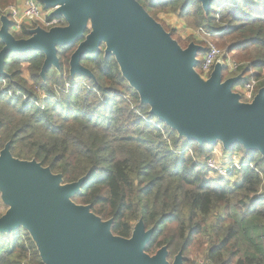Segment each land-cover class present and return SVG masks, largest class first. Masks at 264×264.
Wrapping results in <instances>:
<instances>
[{
    "label": "trees",
    "instance_id": "obj_1",
    "mask_svg": "<svg viewBox=\"0 0 264 264\" xmlns=\"http://www.w3.org/2000/svg\"><path fill=\"white\" fill-rule=\"evenodd\" d=\"M137 1L183 49L192 40L176 35L160 15H178L189 27L214 35L216 46L241 65L236 73L225 69L233 77L243 76L237 87L262 79L264 0L224 2L214 13L215 1L209 13L197 0ZM15 2L0 0V10ZM35 27L24 26L18 39H29ZM78 44L58 49L60 70L50 69L45 80L42 53L6 58L10 78L0 77V152L11 144L13 157L36 160L62 175L64 184L87 178L73 201L91 206L103 221L113 219L112 232L122 238H130L143 220L146 230L155 229L147 247L151 255L167 247L169 259L182 252L184 264L199 254L213 264H264V243L259 252L242 246L251 233L264 241L262 156L236 145L228 153L240 154L247 166L234 169L226 179L212 178L202 162L213 158L215 147L188 142L151 116L115 58L105 57L104 47L82 59L94 78L72 77L70 60ZM3 47L0 41V50ZM200 54L196 70L202 75L205 53ZM262 88L264 80L250 93L254 97ZM237 176L240 182L232 184ZM0 264L43 263L21 230L0 234Z\"/></svg>",
    "mask_w": 264,
    "mask_h": 264
},
{
    "label": "water",
    "instance_id": "obj_2",
    "mask_svg": "<svg viewBox=\"0 0 264 264\" xmlns=\"http://www.w3.org/2000/svg\"><path fill=\"white\" fill-rule=\"evenodd\" d=\"M206 13L218 0H197ZM51 17L65 26L49 30L36 27L29 39L10 33V20L1 18L0 77L11 54L42 53L41 77L60 70L58 49L78 47L70 60L72 77L94 78L82 65L86 56H113L123 78L137 92L150 115L165 123L188 142L200 146L221 145L228 152L239 145L264 159V88L251 102L234 92L243 76L224 79L223 66H215L208 79L198 72V55L205 48L191 43L186 49L152 18L137 0H43ZM87 31H89L88 34ZM87 178L64 184L36 160L13 157L11 144L0 152V198L7 210L0 217V234L24 230L43 264H184L180 252L169 262L167 247L147 253L155 229L146 230L143 220L130 238L112 232L114 220L103 221L91 206L79 205Z\"/></svg>",
    "mask_w": 264,
    "mask_h": 264
},
{
    "label": "built area",
    "instance_id": "obj_3",
    "mask_svg": "<svg viewBox=\"0 0 264 264\" xmlns=\"http://www.w3.org/2000/svg\"><path fill=\"white\" fill-rule=\"evenodd\" d=\"M42 1L43 0H16L15 4H13L12 6H9L4 10H0V28L2 25L1 18L3 16L9 18L10 28L13 27L14 31L17 33L22 32L24 26H34V24L36 25V27L45 26L47 28L58 26V20L51 17L52 11L47 10ZM199 31L200 39L207 45L206 52L201 63V76L208 79L215 66L218 64L222 65L224 70L228 69L229 72L236 73L239 70L240 66L233 62L228 54H226L223 50L219 49L216 46V44L211 40L214 35L207 33L202 28ZM3 84L6 85V81H3ZM256 84V80L252 78L244 85V90L246 92H250L256 86ZM232 159L233 162L230 166L231 168L219 165L214 159L203 161L202 166L211 170V175H215L220 179H226L234 169H240L241 167L247 166V164H243L242 159L239 155L233 156ZM4 214V209L0 205V216H3ZM194 264L213 263H211L209 260H201Z\"/></svg>",
    "mask_w": 264,
    "mask_h": 264
},
{
    "label": "rangeland",
    "instance_id": "obj_4",
    "mask_svg": "<svg viewBox=\"0 0 264 264\" xmlns=\"http://www.w3.org/2000/svg\"><path fill=\"white\" fill-rule=\"evenodd\" d=\"M231 1H233V0H220V1H215L213 4H212V12L214 13V12H216L217 11V9L224 3V2H231ZM174 18H176V19H178V20H176V19H174ZM160 20H162V22L166 25V27L168 26L169 27V29H174L175 31H176V35H178V36H180L183 40H192V42L191 43H195L196 45H199V46H207L206 45V43L204 42V41H202L201 39H200V29L201 28H191V27H189L188 26V24H186V22L185 21H182V20H180V18L178 17V15H168V14H163V15H160ZM169 20V21H168ZM181 23V25H182V27L184 28H182V31H181V27H179V28H177L178 26V24H180ZM172 24V25H171ZM57 25L58 26H60V25H63V20H60L59 21V19H58V23H57ZM36 25L34 24V27H35ZM174 26V27H173ZM43 28H45V29H51V28H47V27H45V26H42ZM167 29V28H166ZM168 30V29H167ZM184 30V31H183ZM181 33V35H179L180 33ZM10 33L16 38V39H18V38H20V33H17V32H15L14 31V29H13V27H11L10 28ZM179 33V34H178ZM211 40L214 42L215 41V38L213 37V38H211ZM190 43V44H191ZM215 43V42H214ZM189 44V45H190ZM188 45V46H189ZM1 51V50H0ZM226 54H228V51L225 49V50H223ZM32 53H35V52H32ZM201 54H203V53H201ZM201 54H200V57H201ZM199 59H201V58H199ZM234 62V61H233ZM236 63V62H235ZM238 64V63H237ZM240 67H241V65H239ZM224 71V70H223ZM239 71V70H238ZM224 73H225V76H227V77H229L230 76V78L231 77H233V74H231V73H229L228 71H224L223 72V75H224ZM263 76H262V79H260V80H256L255 78V80H256V82L257 83H259V82H261V81H263L264 80V71H263ZM229 79V78H228ZM233 91L234 92H237V93H239V94H241L242 95V102H251L253 99H254V97L258 94H255L254 95V97L252 96V94L250 93V92H246L245 90H244V87H236V88H234L233 89ZM259 92V91H258ZM222 146L221 145H218L217 147H215V149H214V152H213V154H214V156H213V158H211V159H214L215 161H217V163L219 164V165H221V166H226V167H228V168H231L230 166L232 165V162H233V159H231V156H233V155H230L228 152H225V151H223L222 150ZM226 153V154H225ZM238 155H240V154H238ZM227 158V159H226ZM238 159H239V157H238ZM211 177L212 178H217L215 175H211ZM239 178L240 177H233L232 178V180H231V182H232V184H234V183H238L239 182ZM0 205L3 207V209H4V212H6V210H7V207L6 206H4V204L2 203V200H1V198H0ZM1 217V216H0ZM21 231V230H20ZM24 231V230H23ZM19 232V231H18ZM259 237H261V235L259 234ZM260 240V239H259ZM256 237H254L253 235H252V233L251 234H247V236H246V243H243V250L244 251H246L248 248H250V246H251V250L252 251H255V252H259V247H260V245H262L263 243H264V241L263 240H260L259 241ZM247 244V245H246ZM250 245V246H249ZM177 256V255H176ZM175 256V257H176ZM174 257V258H175ZM174 258L173 259H169V262L170 263H173V261H174ZM189 260H192L193 261V263H191V264H194V263H196V262H198V261H201V260H203V261H207L208 259L203 255V254H199V255H196V256H189Z\"/></svg>",
    "mask_w": 264,
    "mask_h": 264
},
{
    "label": "crops",
    "instance_id": "obj_5",
    "mask_svg": "<svg viewBox=\"0 0 264 264\" xmlns=\"http://www.w3.org/2000/svg\"><path fill=\"white\" fill-rule=\"evenodd\" d=\"M172 17H173V16H172ZM173 18H174V17H173ZM174 19H176V18H174ZM176 20H178V19H176ZM168 21H169V20H168ZM171 25H172V24H171ZM177 26H178L177 28L181 27V31H182V28H183V27H182L181 23L178 24ZM173 27H174V26H173ZM183 29H184V28H183ZM183 31H184V30H183ZM179 33H180V32H179ZM179 33H178V34H179ZM179 35H181V33H180ZM216 147H217V146H216ZM222 150L225 151L223 148H222ZM225 152H226V151H225ZM225 154H226V153H225ZM239 156H240V155H239ZM240 157H241V156H240ZM232 158H233V156H231V159H232ZM226 159H227V158H226ZM239 182H240V178H239ZM239 182H238V183H239Z\"/></svg>",
    "mask_w": 264,
    "mask_h": 264
}]
</instances>
